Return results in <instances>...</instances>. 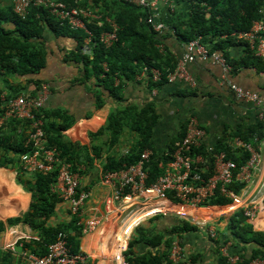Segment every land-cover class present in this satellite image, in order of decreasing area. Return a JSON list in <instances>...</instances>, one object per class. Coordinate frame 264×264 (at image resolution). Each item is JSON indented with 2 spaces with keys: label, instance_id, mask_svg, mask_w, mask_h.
I'll list each match as a JSON object with an SVG mask.
<instances>
[{
  "label": "trees",
  "instance_id": "trees-1",
  "mask_svg": "<svg viewBox=\"0 0 264 264\" xmlns=\"http://www.w3.org/2000/svg\"><path fill=\"white\" fill-rule=\"evenodd\" d=\"M69 7H83L92 10L101 17L87 22L92 31L90 41L86 40L89 34L84 29H71L50 12L48 6L38 4L33 6L25 16L14 11L13 2L5 8L0 7V78L9 82V77L17 75L28 77V81L35 88L30 92L32 97L45 83L39 74L45 68L47 47L44 41V33L47 28L56 34L73 37L77 42V49L71 51L68 56L77 62L84 64L85 77L96 78V84L109 92V95L117 99L119 105L110 112L106 124L93 138L107 135L105 146L117 145L126 126L139 136L136 146L119 159L108 156L103 166L105 172L128 168L137 163L145 149H152V136L158 121L154 103L144 106L137 104L123 105V89L127 81L136 80L143 72L144 67L159 68L162 72V80L153 82L150 73L143 78L151 87H157L167 82V75L174 71L179 58L165 43V36L155 31L154 26L148 22L151 11L135 1L128 0H60ZM188 3V11L182 17H172L166 21L169 34L176 36L181 42L187 44L190 40L201 37V42L211 50L223 52L227 60L234 65L236 62L229 57L228 49L238 43H244L237 39L240 31L249 30L254 21L264 19V0H178ZM108 19L117 24V40L111 46H106L101 41L104 31L112 30ZM5 23L13 24L7 27ZM245 44V43H244ZM247 46V44H245ZM90 48V53L87 52ZM248 50V49H247ZM249 59L258 70H264V60L256 56L251 50ZM239 63L235 64L237 66ZM249 64V63H248ZM234 67V66H233ZM103 89L94 92L97 97V107L105 104ZM4 90L0 88V98ZM15 95H3L0 99V118H3L7 101ZM36 116L43 120L47 145L55 146L60 150L61 158L73 164L74 170L81 172V164H92L95 156L101 154L102 146H93L94 155L87 151L86 147H80L69 141L65 131L75 123V118L62 109H48L45 105L35 112ZM10 123L15 125L30 122V120L10 118ZM14 120V121H13ZM187 125V124H186ZM5 126V125H4ZM0 126V141L6 152H12L14 157L7 159L6 163L18 166V179L24 187L32 192V201L29 209L21 216L10 218L8 222H24L38 232L39 239L24 240L25 245L31 251L43 255L47 252L48 245L55 241L60 231L69 233V242L73 251H79L80 238L83 235L82 227L77 224V217L73 216L70 223L58 225L49 224V220L55 212L56 206L63 199L59 193L53 191L52 186L58 177V168L50 172H34L28 179V174L22 169L20 156L32 150L27 145L28 135L16 134L7 136ZM186 128L175 139L162 155L153 154L146 163L145 168L149 172L147 185L153 184L162 169L159 163L170 158V155L180 145L185 136ZM240 139L244 143L258 144L264 139V121L258 119L254 123H242L231 131H225L214 145V152L224 151L229 159L234 160L238 167L245 164L250 158V152L245 146L237 147L234 141ZM80 147V149H79ZM195 153L208 154V149L203 145L200 148H192L187 156ZM210 154V153H209ZM1 163V162H0ZM214 173L213 166L203 173L208 177ZM246 183L236 181L231 185L237 193H241ZM173 201L180 202L172 195ZM232 200L217 195L206 205H226ZM164 217H171V228L164 232L157 230L155 226L145 227L139 224L135 227V233L124 251L125 260L129 264H171L169 259L170 249L175 238L179 239L185 232L195 231L199 226L179 214L157 213L149 218L156 221ZM229 228L235 237V241L242 242L238 254L240 260L236 264H249L255 258H264V231H256L244 215L242 209H238L229 221ZM5 230V225L0 222V232ZM75 231V233H71ZM229 240H227L228 242ZM37 248H34V244ZM145 243L154 249L139 253L137 244ZM226 244V243H225ZM233 244V241H232ZM9 255L10 252H8ZM217 264H233L229 256L217 251Z\"/></svg>",
  "mask_w": 264,
  "mask_h": 264
},
{
  "label": "crops",
  "instance_id": "crops-1",
  "mask_svg": "<svg viewBox=\"0 0 264 264\" xmlns=\"http://www.w3.org/2000/svg\"><path fill=\"white\" fill-rule=\"evenodd\" d=\"M12 2L13 0H0V7H8ZM157 6L159 17L156 20L165 23L173 16L182 17L188 11L186 1L158 0ZM262 11L264 12V8ZM5 25L14 27L13 24L5 23ZM169 32L167 26L162 33L165 36L164 41L180 59L186 52V44ZM44 41L47 47L46 65L39 76L50 88L45 106L48 109H62L75 118V123L65 131L69 141L80 147H86L92 155H94L93 146H102L101 154L95 156L92 164H81L78 168L81 171L79 174L83 187L90 191V198L83 207L82 215L85 218L98 216L100 219L95 229L83 233L80 238L79 251L87 255L85 264H116L117 260L119 264H123L122 256L125 259L124 251L137 226L132 227V219L136 217L142 219L139 224L145 227L155 226L157 230L168 235L167 231L171 228V217L157 219L154 222L149 220L151 216L160 211L188 213L189 219L199 226L197 230L185 232L179 238L184 248L182 264H217V251L220 250L223 253V248L227 246L229 252H239L243 243L239 240L235 241L229 228L230 218L238 210L235 201L226 205L188 208L166 203L154 205L161 200L149 197L153 200L150 199L151 201L147 202L152 203L143 204L139 212L127 220L130 209L126 202L110 201L113 188L102 182V176L105 173L103 166L108 156L119 159L128 153L136 146L139 136L126 126L117 145L105 146L107 135L93 138V134L106 124L110 112L118 107L117 99L98 86L95 77H85L86 72L82 62H77L68 56L71 51L77 49V42L73 37L56 34L47 28ZM245 44H234L228 49L230 59L235 61V64L239 63L237 66L233 65L234 70L230 73V77L233 82L245 89L258 92L264 98V70H258L252 64L253 60L249 59L250 53L248 52L250 49ZM87 52L90 53V48H87ZM187 66L197 80L196 88L183 80L151 87L141 78L127 81L124 86L123 105L132 103L144 106L152 102L156 107L159 118L152 136L155 154L162 155L167 151L171 143L187 127V119L191 114L197 115L206 128L207 134L203 143L206 148H214L217 140L223 136L225 131H231L239 124L254 123L260 119V107L255 103L238 98L227 83L221 82L224 71L219 64L196 59L189 62ZM0 88L4 90L2 96H7L29 94L35 86L28 81L27 76L17 75L9 77L8 83L0 78ZM100 89H103L106 102L103 106L97 107V97L94 92H99ZM9 121V119L0 118V126L5 125L3 130L7 136L14 137L16 134H24L29 137L32 130L30 122L15 125L14 122ZM2 142L4 141H0V222L4 223L5 230L0 232V264H24L22 257L18 253L9 251L8 247L12 243H21L26 246L24 240L27 239L38 240V232L27 223L10 224L8 219L21 216L29 209L32 192L19 181L18 166L6 163L7 159L14 155L12 152H6ZM179 142L180 140L177 139L176 144ZM258 145L262 160L257 169L253 171V181L248 183L241 192V198L244 200H248L255 193L257 184L264 178V139L258 142ZM27 174L25 177L29 179L32 173ZM260 201L262 205L256 217L252 220L248 219L256 231H264V197H260ZM233 205H235L234 208L228 211V208ZM72 218L69 203L63 200L57 204L49 224L70 223ZM209 228H215V237L210 235ZM71 233L75 231L72 230ZM33 244L34 248H37V245ZM153 249L145 243L137 244L139 253Z\"/></svg>",
  "mask_w": 264,
  "mask_h": 264
},
{
  "label": "built area",
  "instance_id": "built-area-1",
  "mask_svg": "<svg viewBox=\"0 0 264 264\" xmlns=\"http://www.w3.org/2000/svg\"><path fill=\"white\" fill-rule=\"evenodd\" d=\"M128 1L136 2V0ZM137 2L152 12L148 22L154 26L156 32L162 34L167 26L165 22L156 20L159 17L158 0H138ZM38 4L48 6L50 12L62 22L67 23L71 29H84L89 34L87 43L92 36V31L88 28L87 22L101 17L90 9L69 7L60 0L50 2L45 0H13L14 11L21 16H25L33 6ZM108 20L112 25V30L104 31L101 34V41L106 46H111L117 40L118 26L111 19ZM236 37L246 43L256 56L264 60V19L254 21L249 30L240 31ZM196 59L219 64L224 71L221 82L227 83L238 98L255 103L260 107L259 118L264 121V98L258 92L245 89L233 82L230 77V73L234 70L233 65L227 60L223 52L213 51L202 43L201 37L192 39L186 44V52L179 59L176 69L168 73L167 82L183 80L189 83L191 87L196 88L197 80L187 66L189 62ZM149 73L153 82L162 80V72L159 68H148L147 66L137 78L143 79ZM49 94V86L43 84L35 97H32L30 93L11 97L7 101L2 119L16 118L31 121L32 130L26 144L31 145L32 150L20 156L22 169L27 173H34L50 172L58 168V177L53 184V190L58 192L65 202L69 203L71 214L77 217V224L82 227V231L85 233L95 229L100 223L98 216L85 218L82 215L83 207L90 198V191L83 187L80 174L78 170H74L73 164L61 158L60 150L55 146L47 145L43 120L35 114L39 108L45 105ZM206 134V128L200 122L199 117L195 114L189 115L185 136L178 148L170 155V158L159 163L162 173L151 185H147L149 172L145 168L146 163L154 154L150 148L145 149L142 158L128 168L105 172L102 176V182L113 188L110 201H125L130 209L129 214H131L134 211L131 209L132 206L138 203L137 200L141 197H144L145 201L149 197H155L161 201L177 202L170 198L172 195L180 200L177 203L198 208L206 206V203L219 194L233 202L235 201L238 209H242L247 219H254L262 205L260 197H264V178L257 184L255 193L248 200L241 198V193H237L235 189L231 188V185L236 181L246 183V185L253 181V171L257 169L262 160L259 145L244 143L240 139L234 141L235 146H245L250 152V158L241 167H238L234 160L229 159L224 151L214 152L213 147L207 148L210 154L185 155L193 147L200 148L203 146ZM210 166H213L214 173L205 177L203 173L210 170ZM180 215L183 216L185 213ZM141 220L135 225H138ZM208 231L211 236H216L215 228H209ZM8 248L12 253H18L24 264H85L87 261V255L84 252L72 250L69 233L64 231L57 234L55 241L48 245L47 252L43 255L31 251L21 243H12ZM183 249L182 241L175 239L169 255L171 264H182ZM223 254L229 256L233 264L240 260L238 254L233 255L229 252L228 246L223 248ZM121 262L129 264L123 256ZM116 264H119L118 260ZM249 264H264V258H255Z\"/></svg>",
  "mask_w": 264,
  "mask_h": 264
},
{
  "label": "bare ground",
  "instance_id": "bare-ground-1",
  "mask_svg": "<svg viewBox=\"0 0 264 264\" xmlns=\"http://www.w3.org/2000/svg\"><path fill=\"white\" fill-rule=\"evenodd\" d=\"M151 203H152V202H148L147 204H151ZM164 203L169 204V205L182 206V205H177V204L170 203L169 201H157L154 205H157V204H164ZM234 206H235V205L229 207V208H228V211L232 210V208H234ZM184 207L194 208V207H189V206H184ZM220 208H227V207H220ZM139 210H140V209H138V210H134L131 214H129V216L127 217V220H128L130 217H132L133 215L137 214V213L139 212ZM228 211H223V212H228ZM220 212L222 213V211H220ZM220 212H219V213H220ZM137 219H138V217L132 219V222H133L132 227H134V225L137 224V223L141 220V219H138V220H137ZM127 220H126V221H127Z\"/></svg>",
  "mask_w": 264,
  "mask_h": 264
},
{
  "label": "rangeland",
  "instance_id": "rangeland-1",
  "mask_svg": "<svg viewBox=\"0 0 264 264\" xmlns=\"http://www.w3.org/2000/svg\"><path fill=\"white\" fill-rule=\"evenodd\" d=\"M151 198H148L146 201H145V199H144V197H141V198H139V200H137L138 201V203H136L135 205H133L132 206V210H138V209H140L141 207H143L144 205L143 204H145V203H148L147 201L149 200V201H151V200H153V199H151ZM156 199V198H155ZM157 213H172V214H180V213H176V212H163V211H160V212H157ZM184 217H186V218H190V216L188 215V213H185V215H183ZM144 219V218H143Z\"/></svg>",
  "mask_w": 264,
  "mask_h": 264
},
{
  "label": "water",
  "instance_id": "water-1",
  "mask_svg": "<svg viewBox=\"0 0 264 264\" xmlns=\"http://www.w3.org/2000/svg\"><path fill=\"white\" fill-rule=\"evenodd\" d=\"M173 204H177V205H182V206H189L191 207L190 205H187V204H184V203H177V202H173ZM157 213V212H156ZM181 214V213H180Z\"/></svg>",
  "mask_w": 264,
  "mask_h": 264
}]
</instances>
